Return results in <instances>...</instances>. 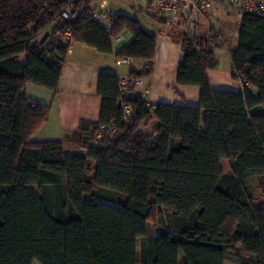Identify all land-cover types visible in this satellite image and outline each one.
<instances>
[{
	"label": "trees",
	"instance_id": "1",
	"mask_svg": "<svg viewBox=\"0 0 264 264\" xmlns=\"http://www.w3.org/2000/svg\"><path fill=\"white\" fill-rule=\"evenodd\" d=\"M66 6L0 0V264H264V204L244 186L264 176V17L241 16L229 52L238 92L213 89L208 80L219 32L180 34L176 83L200 89L197 107L151 105L130 94L132 117L124 121L121 80L101 73L99 119L82 121L65 138L84 151L69 155L63 140H32L50 109L27 98L24 86L55 92L71 43L112 54L110 39L124 30L132 41L115 58L144 61L141 70L128 65L133 80L143 79L156 35L118 13L108 15L106 31L88 2L75 4L80 13L70 22L61 16ZM68 28L71 43L64 41ZM152 120L155 130L139 134ZM100 125L114 133L96 137ZM161 211L168 229L148 236Z\"/></svg>",
	"mask_w": 264,
	"mask_h": 264
},
{
	"label": "crops",
	"instance_id": "2",
	"mask_svg": "<svg viewBox=\"0 0 264 264\" xmlns=\"http://www.w3.org/2000/svg\"><path fill=\"white\" fill-rule=\"evenodd\" d=\"M148 4L150 3L148 2ZM151 22L155 25L153 32L146 31L141 27L147 33L156 35V51L152 71L143 78L142 87L133 86L134 91H131V95H140L151 105L163 103L197 107L200 89L195 86H180L176 83L177 70L182 57L179 41L182 31L174 32V29L179 27L177 25L173 28L170 24H162L155 20H151ZM240 22L241 17L234 35L232 48L237 44ZM52 31L53 27H49L44 35ZM116 38L119 39L118 42H111L112 54H100L84 44L74 43L66 55L58 88L55 92L30 83L24 86L23 92L27 98L48 106L50 109L47 121L32 136L33 141L63 140L66 154L70 153L67 151H71L69 155L84 153L80 149L76 151L73 149L74 147H69L70 143L66 142L65 138L76 132L82 121H98L101 107V99L97 94L99 75L104 72H111L118 75L121 81L125 80L129 83L134 81L133 77L129 76L128 65H116L115 63L117 53L132 41V36L128 35L124 45H121L122 38L120 35ZM214 56L216 65L207 71L212 88L241 91L240 82L231 79L230 57L225 59L221 51H215ZM144 64V61L141 60L132 62L136 70H141ZM156 126L157 122L152 120L147 125H140L138 132L141 135H148L155 130Z\"/></svg>",
	"mask_w": 264,
	"mask_h": 264
},
{
	"label": "built area",
	"instance_id": "3",
	"mask_svg": "<svg viewBox=\"0 0 264 264\" xmlns=\"http://www.w3.org/2000/svg\"><path fill=\"white\" fill-rule=\"evenodd\" d=\"M91 0H65L66 9L62 13V18L67 21H74L80 9L75 6L78 2H87ZM153 5L152 16L157 20H165L168 23H179L184 33L191 38L199 36L197 25L200 19L211 10L219 8L237 15H255L264 17V0H148ZM92 18L99 23L106 31L109 29V18L105 10L97 8L92 10ZM111 42H118V38H111ZM64 41L71 43L70 28L64 32ZM73 43L70 44V48ZM132 59L123 58L116 60V65H130ZM136 88L143 86L142 80H134L132 82L121 81L120 99L122 100V111L124 121H129L132 117L131 106L125 103L126 98L131 94L129 87ZM103 132L114 133V127L100 125L96 137Z\"/></svg>",
	"mask_w": 264,
	"mask_h": 264
},
{
	"label": "rangeland",
	"instance_id": "4",
	"mask_svg": "<svg viewBox=\"0 0 264 264\" xmlns=\"http://www.w3.org/2000/svg\"><path fill=\"white\" fill-rule=\"evenodd\" d=\"M87 2L89 3L90 8L92 10L101 8L105 10L106 13L110 16L116 13L126 14L127 16L138 20L141 26L146 31L153 32V28L155 27V25L151 22V20H153L151 15L154 6L148 4V0H91ZM240 17H241L240 15H237L233 12H228L224 9L218 8L215 10H211L210 13L206 14L200 19L197 25L196 32L199 34V36L200 35L208 36L211 35V33H213L214 31L219 32L220 47L214 49V55H215V51H221L224 58L227 59V57L229 56L230 49L232 48V45L234 43V35L236 34ZM165 24H170L173 28H175V25H177L180 28L179 27L175 28L174 32L181 30L182 31L181 34L184 33V29L179 23L177 24L176 22L175 23L165 22ZM212 28H213V32L211 30ZM119 35L122 38L121 45H124L127 41L129 32L123 31ZM223 56L221 57L223 58ZM140 80H142L144 84V80L143 79ZM108 133L112 134L111 132ZM69 147H74L73 149L76 151L79 150L77 146H73L69 144ZM67 152L71 153V151H67ZM221 167L225 175H230V162L228 160H222ZM244 186L248 190V193L253 197L255 202H257L258 204H264V197L260 196L262 189H264V176L251 177L246 180ZM33 190L35 189L33 188ZM101 202L107 205L108 204L112 206L115 205L114 202H110V201L108 202L101 200ZM153 217L155 220L154 222L149 223L147 229V235L154 237L158 235L161 231L168 229L167 226H168L169 217L164 211H161L160 214L158 215L156 212H154ZM139 244L140 241L138 240L137 241L138 248H139ZM33 264H37V263H33Z\"/></svg>",
	"mask_w": 264,
	"mask_h": 264
}]
</instances>
